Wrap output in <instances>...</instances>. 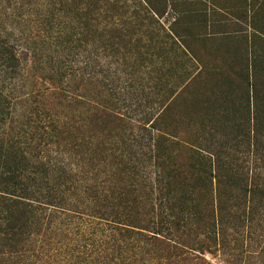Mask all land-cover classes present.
Returning a JSON list of instances; mask_svg holds the SVG:
<instances>
[{"label":"trees","instance_id":"trees-1","mask_svg":"<svg viewBox=\"0 0 264 264\" xmlns=\"http://www.w3.org/2000/svg\"><path fill=\"white\" fill-rule=\"evenodd\" d=\"M170 3L0 0V264H242L229 227L264 242V99L248 82L181 134L174 110L210 70L165 30ZM81 217L108 262L67 243Z\"/></svg>","mask_w":264,"mask_h":264},{"label":"rangeland","instance_id":"rangeland-1","mask_svg":"<svg viewBox=\"0 0 264 264\" xmlns=\"http://www.w3.org/2000/svg\"><path fill=\"white\" fill-rule=\"evenodd\" d=\"M174 4H169L164 18L161 19L165 30H176L174 32L191 51L192 56L210 70V76L208 72L204 79L191 88L194 91L186 95L174 110L181 134L193 137L200 126L199 118L213 110L225 112L224 107L228 106V101L232 102L235 96H239L235 95L234 90L247 87L248 82L254 81L255 92L264 99V0H176ZM177 17L179 19L174 24ZM190 57L184 56L180 51L175 56L179 63L172 73L173 80H181V73H184L185 68L192 71L193 62ZM225 80L234 81L235 88H225ZM228 96L231 97L227 99ZM233 108L231 106L232 112ZM211 123L215 127V122ZM184 127L188 130L185 131ZM209 140L210 137L205 143H209ZM245 154L251 156L243 163L250 182L254 177L251 169L256 156L250 152ZM256 226L258 230L259 223ZM72 227H79V231L75 235L73 231L69 232L72 241L68 240V244H85L86 250L99 256L101 263L109 261L108 248H101L99 243L102 226L98 221L92 217H81ZM229 228L228 241L235 244L231 245V251L243 254L242 264L253 261L257 264L263 263L260 247L264 242L259 246L261 233L255 234V240L250 243L246 237L250 228ZM248 242L252 246L251 250ZM207 257L211 259V255ZM213 261L216 264H225L222 255Z\"/></svg>","mask_w":264,"mask_h":264},{"label":"crops","instance_id":"crops-1","mask_svg":"<svg viewBox=\"0 0 264 264\" xmlns=\"http://www.w3.org/2000/svg\"><path fill=\"white\" fill-rule=\"evenodd\" d=\"M205 16V15H202V17Z\"/></svg>","mask_w":264,"mask_h":264}]
</instances>
